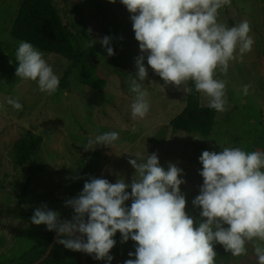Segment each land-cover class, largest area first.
<instances>
[{
  "label": "rangeland",
  "instance_id": "rangeland-1",
  "mask_svg": "<svg viewBox=\"0 0 264 264\" xmlns=\"http://www.w3.org/2000/svg\"><path fill=\"white\" fill-rule=\"evenodd\" d=\"M23 1L0 0V260L16 259L41 236L47 226L31 223V217L42 204L59 212L60 219L70 220L73 210L65 207V201L76 197L90 177L112 183L123 177L130 184L136 170L129 160L137 153L142 158L158 153L165 170L169 162L184 170L181 178L186 183L181 191L187 198L186 212L199 221L202 209L194 207L192 201L203 184L199 175L202 152H220L225 147L264 152V0H232L231 6L219 10L218 21L229 27L248 20L254 44L243 62L230 61L226 75L217 69L215 78L227 80L229 107L217 112L209 135L171 125V119L185 106L186 92L165 84L147 64L146 55L148 77L138 82L149 93L150 110L144 118L133 119L131 104L136 94L130 91V82L136 79L135 58L141 52L131 13L120 0L53 1L63 23L90 55L89 71L106 79L103 91L84 84L77 72L69 89L58 88L51 94L41 92L38 82L19 79L15 54L23 40L13 37L11 31ZM106 35L113 38V56H108L99 43ZM36 48L61 79L70 58ZM245 84L251 85L247 96L242 91ZM200 94L202 102L208 104V98ZM9 97L18 99L22 109L7 104ZM111 131L119 133L111 147L98 145L93 146L94 150H85L89 139ZM31 135L42 137L41 147L34 157L22 162L15 146L20 137ZM31 165L38 167V172L25 191ZM126 204L130 207L131 200ZM114 239L111 264L135 258L128 253L135 252L136 242L129 239L122 243L119 232ZM246 247L247 255H223L217 264H258L252 242ZM97 264L108 262L97 260Z\"/></svg>",
  "mask_w": 264,
  "mask_h": 264
},
{
  "label": "clouds",
  "instance_id": "clouds-1",
  "mask_svg": "<svg viewBox=\"0 0 264 264\" xmlns=\"http://www.w3.org/2000/svg\"><path fill=\"white\" fill-rule=\"evenodd\" d=\"M120 2L131 13L141 52L135 58L136 79L130 82V91L136 94L131 104L133 119L144 118L150 110L149 93L138 82L148 77L145 55L165 84L190 93L192 89L182 85L194 81L195 90L208 98L210 109L227 111V80L215 78L217 69L226 75L230 61L243 62L254 44L248 20L232 27L218 21L219 10L231 6L232 0ZM112 39L107 35L99 39L108 56L115 55ZM15 55L19 79L38 82L41 92L51 94L58 89L60 78L32 43L21 41ZM250 87L242 86L245 96ZM6 102L17 110L23 107L18 99L9 97ZM118 139V132H105L89 139L84 148L111 147ZM135 157L129 160L136 170L130 184L123 177L115 183L90 177L76 197L65 201V207L73 210L70 220L60 219L59 212L42 204L35 209L31 223L56 232L58 243L66 249L108 264L114 259L110 251L116 245L117 232L122 243L136 242L135 252L128 253L135 258L124 264H216L215 244L240 257L247 255L249 242L258 264H264V152H246L240 147L202 152L199 175L203 184L192 201L202 209L199 221L186 212L187 198L181 191L186 183L181 178L184 170L171 162L165 170L158 153L146 158L137 153Z\"/></svg>",
  "mask_w": 264,
  "mask_h": 264
},
{
  "label": "trees",
  "instance_id": "trees-1",
  "mask_svg": "<svg viewBox=\"0 0 264 264\" xmlns=\"http://www.w3.org/2000/svg\"><path fill=\"white\" fill-rule=\"evenodd\" d=\"M54 0H24L19 10L11 34L13 37L32 43L38 48L58 52L70 58L67 69L60 79L58 88L69 89L71 78L78 73L82 82L97 91H103L106 79L89 71L90 55L83 48V44L68 27L53 4ZM233 24H231V27ZM187 87L192 91L186 92V103L180 113L174 116L170 123L178 130L189 133L209 135L215 125L217 111L210 109L201 100V94L195 90L194 81H188ZM42 137L31 135L20 137L16 143V152L20 161L25 162L34 157L41 147ZM1 163V158H0ZM38 167L31 165L24 189L30 187L36 177ZM227 227V225H225ZM56 232L43 231L38 240L16 259L0 260V264H32L41 258L48 250ZM60 239V238H59ZM58 239V240H59ZM216 264L223 255H229L223 245L215 244ZM88 264H97L92 255L87 254ZM40 264H83L82 252L66 249L62 244L54 245L50 255Z\"/></svg>",
  "mask_w": 264,
  "mask_h": 264
},
{
  "label": "water",
  "instance_id": "water-1",
  "mask_svg": "<svg viewBox=\"0 0 264 264\" xmlns=\"http://www.w3.org/2000/svg\"><path fill=\"white\" fill-rule=\"evenodd\" d=\"M77 235H79V234H77ZM59 238H60V237L57 235V233H55V235H54V237H53V239H52V242H51V244L49 245L48 250H47V252L45 253V255H43L41 258H39L38 260H36V261H35L34 263H32V264H40L41 262H43V261H44V260L50 255V253H51V251H52L54 245L57 243V241H58ZM82 261H83V264H88V257H87V254H86V253H83V252H82Z\"/></svg>",
  "mask_w": 264,
  "mask_h": 264
},
{
  "label": "bare ground",
  "instance_id": "bare-ground-1",
  "mask_svg": "<svg viewBox=\"0 0 264 264\" xmlns=\"http://www.w3.org/2000/svg\"><path fill=\"white\" fill-rule=\"evenodd\" d=\"M51 53H53V52H51Z\"/></svg>",
  "mask_w": 264,
  "mask_h": 264
}]
</instances>
